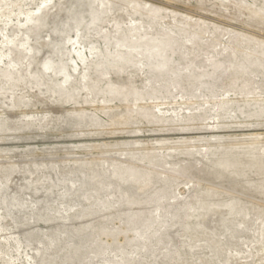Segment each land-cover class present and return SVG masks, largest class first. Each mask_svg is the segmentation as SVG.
<instances>
[{"label":"rangeland","instance_id":"374dc122","mask_svg":"<svg viewBox=\"0 0 264 264\" xmlns=\"http://www.w3.org/2000/svg\"><path fill=\"white\" fill-rule=\"evenodd\" d=\"M0 264H264V0H0Z\"/></svg>","mask_w":264,"mask_h":264}]
</instances>
